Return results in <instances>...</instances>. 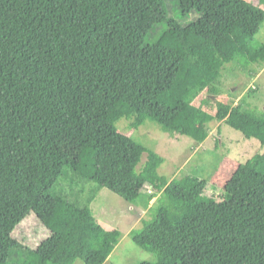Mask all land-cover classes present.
<instances>
[{
	"label": "trees",
	"instance_id": "1",
	"mask_svg": "<svg viewBox=\"0 0 264 264\" xmlns=\"http://www.w3.org/2000/svg\"><path fill=\"white\" fill-rule=\"evenodd\" d=\"M164 2L0 0V264L14 252L17 264H103L121 232L93 216L101 188L142 208L159 193L128 231L156 256L136 264H264V110L194 102L217 97L230 62L264 64V0H166L198 14L187 24ZM122 117L199 144L223 122L263 151L217 200L199 179L160 175L164 157L119 131ZM29 212L49 230L34 248L11 235Z\"/></svg>",
	"mask_w": 264,
	"mask_h": 264
},
{
	"label": "rangeland",
	"instance_id": "2",
	"mask_svg": "<svg viewBox=\"0 0 264 264\" xmlns=\"http://www.w3.org/2000/svg\"><path fill=\"white\" fill-rule=\"evenodd\" d=\"M246 1L255 2V0ZM168 4L172 5V3ZM164 6L167 9L166 0ZM167 11L169 16L182 24L192 22L198 17L195 12L181 16L178 12L173 13L168 9ZM163 28L164 24L159 25L152 35L159 33ZM255 38L259 44L264 43V20ZM218 88L221 92L216 95L217 97L208 94L205 90L194 102L203 105L204 101L209 99L213 102L218 100L235 105L242 101L245 110H264V64L259 66L249 63L248 66H239L230 62L221 71ZM132 121L133 119L122 117L117 121L116 126L125 135L164 157L165 160L158 169L160 175L165 176L169 181L173 177L185 175L190 179H199L207 187L208 193L216 195L217 200L222 199L224 183L238 163L263 151V147L256 139L244 137L240 131L223 122L210 123L208 138L199 144L183 134L164 132L157 124L150 121H145L134 129L131 127ZM216 139L218 142L215 141ZM215 144H218L216 148ZM145 158L146 153H143L141 163ZM203 165L204 172L197 177L196 172L202 169ZM213 167L217 169L214 170ZM190 170L194 172L188 175ZM210 171H213L212 176L207 179L206 174ZM147 188V191L152 192L153 189H149L148 186ZM158 194L154 193L147 206L142 208L140 202L134 205L105 188L100 189L90 204L93 216L100 225L108 229L116 228L121 232L118 244L103 264H136L142 260L156 259L155 254L135 245L128 231L140 227L142 219L149 217L147 208ZM48 234L49 230L41 224L33 212H29L19 220L11 232L12 237L28 248H34ZM19 258L18 253L14 252L9 256L7 264H17ZM73 264H83V262L77 259Z\"/></svg>",
	"mask_w": 264,
	"mask_h": 264
}]
</instances>
